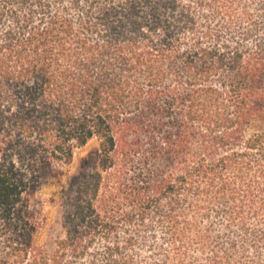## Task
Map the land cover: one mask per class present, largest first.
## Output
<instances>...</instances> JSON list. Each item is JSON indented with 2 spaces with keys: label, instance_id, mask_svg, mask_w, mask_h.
Returning a JSON list of instances; mask_svg holds the SVG:
<instances>
[{
  "label": "trees",
  "instance_id": "16d2710c",
  "mask_svg": "<svg viewBox=\"0 0 264 264\" xmlns=\"http://www.w3.org/2000/svg\"><path fill=\"white\" fill-rule=\"evenodd\" d=\"M0 264H264V0H0Z\"/></svg>",
  "mask_w": 264,
  "mask_h": 264
},
{
  "label": "rangeland",
  "instance_id": "374dc122",
  "mask_svg": "<svg viewBox=\"0 0 264 264\" xmlns=\"http://www.w3.org/2000/svg\"><path fill=\"white\" fill-rule=\"evenodd\" d=\"M99 155V142L90 140L86 145L78 147L72 164L62 177L46 181L39 190L38 201L44 207L47 217L45 227L38 236V243L45 248H51L59 236L66 215L73 209L79 178L78 172H90Z\"/></svg>",
  "mask_w": 264,
  "mask_h": 264
}]
</instances>
